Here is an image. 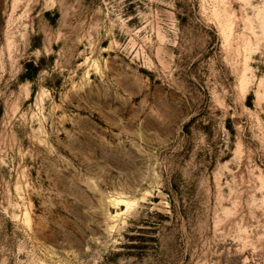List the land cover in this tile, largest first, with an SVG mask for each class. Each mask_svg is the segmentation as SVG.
Segmentation results:
<instances>
[{
	"label": "rangeland",
	"instance_id": "1",
	"mask_svg": "<svg viewBox=\"0 0 264 264\" xmlns=\"http://www.w3.org/2000/svg\"><path fill=\"white\" fill-rule=\"evenodd\" d=\"M0 264H264V0H0Z\"/></svg>",
	"mask_w": 264,
	"mask_h": 264
}]
</instances>
